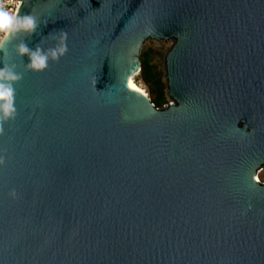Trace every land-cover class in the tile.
<instances>
[{"label":"water","instance_id":"95a60500","mask_svg":"<svg viewBox=\"0 0 264 264\" xmlns=\"http://www.w3.org/2000/svg\"><path fill=\"white\" fill-rule=\"evenodd\" d=\"M0 124V264H264V0H23ZM171 40L158 107L130 86ZM15 190L13 197L11 192Z\"/></svg>","mask_w":264,"mask_h":264},{"label":"clouds","instance_id":"9594fccd","mask_svg":"<svg viewBox=\"0 0 264 264\" xmlns=\"http://www.w3.org/2000/svg\"><path fill=\"white\" fill-rule=\"evenodd\" d=\"M39 27L35 16L19 13V4L16 10L12 11L0 3V124L14 120L17 115L16 84L22 79V74L18 71L14 57L26 58V69L39 73L48 68L50 61H58L68 51L66 34H62L53 47L30 48L25 40H20L15 47L14 56L7 50L6 45L10 40H17L21 36L31 37ZM2 131L0 128V132ZM11 195H16L15 190Z\"/></svg>","mask_w":264,"mask_h":264},{"label":"rangeland","instance_id":"374dc122","mask_svg":"<svg viewBox=\"0 0 264 264\" xmlns=\"http://www.w3.org/2000/svg\"><path fill=\"white\" fill-rule=\"evenodd\" d=\"M172 45L171 40H154L151 39L147 41L142 49V53H150L152 58V64L154 66V69L161 73V79L164 85L165 90V96H166V104L171 102V99L169 98L167 94V87H166V78H165V57ZM142 55V54H141ZM134 81L139 87L148 94L150 98H154L157 95V91L155 90V85L153 83H145V81L142 79L140 72L133 77ZM163 105V106H164ZM161 106V107H163ZM257 178H259L260 181L264 182V168L258 173Z\"/></svg>","mask_w":264,"mask_h":264},{"label":"trees","instance_id":"16d2710c","mask_svg":"<svg viewBox=\"0 0 264 264\" xmlns=\"http://www.w3.org/2000/svg\"><path fill=\"white\" fill-rule=\"evenodd\" d=\"M142 70L140 71L142 79L145 83H153L155 85V90L157 95L154 98H151L156 106L161 107L166 103V96L164 85L161 79V73L157 72L154 69L152 64V58L150 53H142Z\"/></svg>","mask_w":264,"mask_h":264},{"label":"built area","instance_id":"2783aa9c","mask_svg":"<svg viewBox=\"0 0 264 264\" xmlns=\"http://www.w3.org/2000/svg\"><path fill=\"white\" fill-rule=\"evenodd\" d=\"M23 0H0V3L7 6L12 11H15L17 8V4H19V8L22 4Z\"/></svg>","mask_w":264,"mask_h":264},{"label":"bare ground","instance_id":"6f19581e","mask_svg":"<svg viewBox=\"0 0 264 264\" xmlns=\"http://www.w3.org/2000/svg\"><path fill=\"white\" fill-rule=\"evenodd\" d=\"M129 83H130V86H131L132 88H134V89H136V90H139V91L145 93V92L139 87V85H137V84L135 83L133 77H131V78L129 79ZM258 179H259V178H258Z\"/></svg>","mask_w":264,"mask_h":264}]
</instances>
